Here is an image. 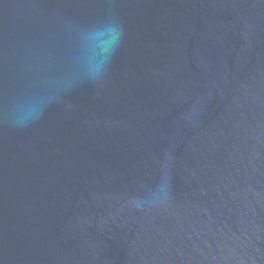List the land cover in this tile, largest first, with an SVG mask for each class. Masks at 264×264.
I'll use <instances>...</instances> for the list:
<instances>
[{"label": "water", "instance_id": "95a60500", "mask_svg": "<svg viewBox=\"0 0 264 264\" xmlns=\"http://www.w3.org/2000/svg\"><path fill=\"white\" fill-rule=\"evenodd\" d=\"M0 264H264V0H0Z\"/></svg>", "mask_w": 264, "mask_h": 264}, {"label": "clouds", "instance_id": "9594fccd", "mask_svg": "<svg viewBox=\"0 0 264 264\" xmlns=\"http://www.w3.org/2000/svg\"><path fill=\"white\" fill-rule=\"evenodd\" d=\"M39 116V112L38 111H35L34 114H32L29 118V120H35L37 119ZM21 125H24V124H21Z\"/></svg>", "mask_w": 264, "mask_h": 264}]
</instances>
